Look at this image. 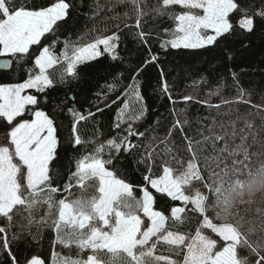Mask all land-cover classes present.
<instances>
[{
	"label": "snow or ice",
	"instance_id": "obj_1",
	"mask_svg": "<svg viewBox=\"0 0 264 264\" xmlns=\"http://www.w3.org/2000/svg\"><path fill=\"white\" fill-rule=\"evenodd\" d=\"M0 58V264H264V0H0Z\"/></svg>",
	"mask_w": 264,
	"mask_h": 264
},
{
	"label": "trees",
	"instance_id": "obj_2",
	"mask_svg": "<svg viewBox=\"0 0 264 264\" xmlns=\"http://www.w3.org/2000/svg\"><path fill=\"white\" fill-rule=\"evenodd\" d=\"M131 44H129V48L131 49ZM250 60L253 62H259L260 57L258 55L253 56L249 54ZM136 57L133 56L132 59L134 60ZM166 61V65L171 72V75L173 77L177 76L181 68H187L189 64L195 63L194 58L190 55H187L183 50H174L171 55L164 58ZM249 61H245V63H248ZM196 67H200L199 64H196ZM203 67H207V65H203ZM149 105L152 114L150 115L149 119H154L157 112L159 113H166V101L163 99H156L155 97H152L150 95L149 98ZM177 107H183V105H177ZM190 115L194 118L197 115V109L192 108L190 109ZM53 249L51 248V241L46 239L43 241L40 247L37 248V254H39L41 257L48 260L50 264V256L51 251ZM56 251H60L61 249L57 247L55 249Z\"/></svg>",
	"mask_w": 264,
	"mask_h": 264
},
{
	"label": "water",
	"instance_id": "obj_3",
	"mask_svg": "<svg viewBox=\"0 0 264 264\" xmlns=\"http://www.w3.org/2000/svg\"><path fill=\"white\" fill-rule=\"evenodd\" d=\"M0 59H2V58H0Z\"/></svg>",
	"mask_w": 264,
	"mask_h": 264
}]
</instances>
